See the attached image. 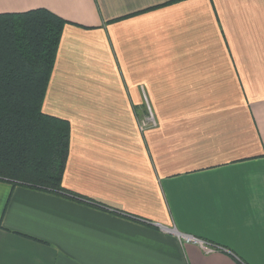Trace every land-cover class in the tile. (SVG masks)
Returning a JSON list of instances; mask_svg holds the SVG:
<instances>
[{
	"label": "crops",
	"instance_id": "obj_1",
	"mask_svg": "<svg viewBox=\"0 0 264 264\" xmlns=\"http://www.w3.org/2000/svg\"><path fill=\"white\" fill-rule=\"evenodd\" d=\"M171 1L0 0L69 22L44 111L108 207L0 181V264H264V0Z\"/></svg>",
	"mask_w": 264,
	"mask_h": 264
},
{
	"label": "trees",
	"instance_id": "obj_2",
	"mask_svg": "<svg viewBox=\"0 0 264 264\" xmlns=\"http://www.w3.org/2000/svg\"><path fill=\"white\" fill-rule=\"evenodd\" d=\"M68 24L47 9L0 14V181L105 209L64 188L71 124L44 111Z\"/></svg>",
	"mask_w": 264,
	"mask_h": 264
},
{
	"label": "built area",
	"instance_id": "obj_3",
	"mask_svg": "<svg viewBox=\"0 0 264 264\" xmlns=\"http://www.w3.org/2000/svg\"><path fill=\"white\" fill-rule=\"evenodd\" d=\"M140 124H141V128H144L146 125V123L144 121L140 122ZM150 125H156V122L152 119V117L150 119ZM169 232L175 234L180 241L199 245L207 253H211V252H213L219 248L217 246L212 245L209 242L200 240V239L195 238L193 236H187V235L180 234V233L176 232L174 229L169 230ZM219 249H221V248H219Z\"/></svg>",
	"mask_w": 264,
	"mask_h": 264
},
{
	"label": "rangeland",
	"instance_id": "obj_4",
	"mask_svg": "<svg viewBox=\"0 0 264 264\" xmlns=\"http://www.w3.org/2000/svg\"><path fill=\"white\" fill-rule=\"evenodd\" d=\"M71 98L75 97L74 94H70Z\"/></svg>",
	"mask_w": 264,
	"mask_h": 264
}]
</instances>
